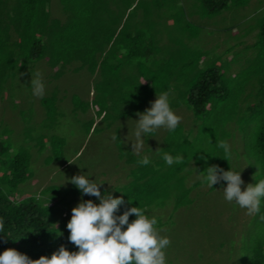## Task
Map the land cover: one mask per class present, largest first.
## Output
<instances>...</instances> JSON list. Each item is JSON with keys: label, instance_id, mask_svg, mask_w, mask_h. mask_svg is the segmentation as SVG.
<instances>
[{"label": "rangeland", "instance_id": "374dc122", "mask_svg": "<svg viewBox=\"0 0 264 264\" xmlns=\"http://www.w3.org/2000/svg\"><path fill=\"white\" fill-rule=\"evenodd\" d=\"M106 1L108 7L102 8L100 18L117 22L119 29L130 28L132 31L150 33L160 50L155 57L159 65L163 67L169 62L174 63L172 71L178 77V82L173 80L171 83L169 103L173 112L181 117V122L177 127L179 130L176 128L173 131L172 138L178 136L179 131L189 135L181 147L193 152L194 157L182 170L179 169L182 163L169 166L164 162L161 157L166 152L169 139L165 135L168 131L166 128L145 135L144 147L139 156L135 155L131 143L135 141L134 131L139 119L137 113L132 117L113 120L98 118L92 108L85 112L80 109L74 111L72 96L90 101L97 76L88 74L85 69L74 71L79 65L74 62L55 78L57 70L50 68L43 59L29 64L25 75L18 73L10 78L0 98V131H10L8 138L5 136L9 153L25 148L30 157L31 177L17 188L13 200L21 201L32 196L41 200L51 199L56 203H51L54 205L52 239L44 244L49 258L61 246L70 252L78 251L69 241L70 232L67 229L72 209L88 200L97 205L100 203L97 197L83 195L75 185L69 183L73 177L85 175L98 185L102 184V196L111 194L114 198L123 197L125 204L120 206L117 215H123L131 207L141 206L149 218L157 219L156 227L161 230L160 235L171 241L165 250L166 264H244L240 246L252 232L255 222L259 227L264 220L259 214L247 215L246 209H241L235 202L226 201L224 189L227 184L210 191L202 183L191 190L189 204L178 209L174 205L180 190L202 181L201 173L212 167L214 158H219L224 152L217 147L220 140L230 146V170L241 173L244 181L242 190L264 179L261 164L251 151L261 124L260 118L254 114L251 120L245 118L244 123L243 120L238 121L245 124V133L233 121L227 123L225 132L217 127L215 120L228 114L227 108H214L213 117L203 120L196 119L184 103L177 105V102H173L185 91L189 78L194 77L199 69L215 63L222 67L231 92H241L238 109L243 111L245 106H249L251 113L254 111L259 101L258 80L254 74L262 68L264 60L253 43L263 16L264 0H248L243 7L237 5V0H230L224 9L214 15L198 0ZM47 10L50 18L65 21L58 0H48ZM198 54L204 55V58L193 65ZM164 61L167 62L164 64ZM35 72L41 73L45 86L42 98L55 94L57 117L54 126L45 116L42 98L32 94L31 80ZM128 72L136 75L131 67ZM156 99L157 96H153L146 109ZM89 121L94 126L87 133ZM52 136L63 139L60 154L51 150ZM40 137L44 142L41 150L37 143ZM213 149H216L214 156ZM143 156L149 157V165L127 162ZM146 171L149 175L135 182ZM165 177H170L166 184ZM68 190L70 192L67 193ZM42 191L46 194L41 195ZM135 219L133 215L129 222Z\"/></svg>", "mask_w": 264, "mask_h": 264}, {"label": "trees", "instance_id": "16d2710c", "mask_svg": "<svg viewBox=\"0 0 264 264\" xmlns=\"http://www.w3.org/2000/svg\"><path fill=\"white\" fill-rule=\"evenodd\" d=\"M13 1L0 0V98L10 78L18 73L25 75L29 64L33 65L43 59L50 68L57 70L55 78L62 75L63 69L74 62L79 64L74 71L85 69L88 74L97 76L92 86L94 95L90 101H82L76 95L72 96L71 101L74 111L80 109L85 112L92 108L100 119L115 120L144 112L153 96L169 93L173 80L178 82V77L172 71L174 63L165 64L167 61H164L165 65L162 67L156 61L155 57L160 50L150 33L132 31L130 28L119 29L117 22L99 17L102 8L108 7L106 0H58L65 14L64 22L50 18L48 0H15L11 5ZM198 1L214 15L224 9L230 0ZM236 2L243 7L248 0ZM253 47L258 49L259 56L264 60V10ZM203 58L204 55L201 54L195 56L193 65ZM130 67L135 69L136 75L133 72L126 73ZM254 75L258 80L259 101L255 107L258 108H254L252 113L249 106H245L243 111L238 109L241 92H231L222 67L215 63L199 69L194 77L189 78L185 91L173 103H184L196 119L203 120L212 116L214 108H227L228 114L224 117L216 119L217 114L214 116L217 127L225 132L227 123L233 121L245 133V118L251 120L254 114L259 116L261 124L251 151L260 162L264 174V64ZM55 103V94L41 99L51 126L56 124ZM240 120L243 123H239ZM89 122L87 133L94 126L92 121ZM166 133V137L169 136L166 152L173 157L182 154L184 159L179 168L182 170L194 157L193 152L181 147L189 135L179 131L178 136L172 138L173 131L168 130ZM9 134L8 130L0 131V220L4 222V231L0 232V254L5 250L15 249L36 260L47 254L44 244L52 239V208L56 203L51 199L41 200L32 196L21 201L13 200L17 188L31 177V172L30 157L25 148L9 153L6 141ZM50 140L51 150L60 154L63 139L52 136ZM37 143L41 150L44 146L43 137ZM215 153L216 149H213L212 155ZM224 158L225 154L222 152L219 158H214L212 166L230 171L229 159L227 161ZM137 161L135 158L127 160L128 163ZM148 175V171L143 172L135 182H140ZM171 175L174 176V173ZM169 179L170 177H165L164 184ZM200 184L202 181L194 183L191 188H182L174 207L178 209L189 204L191 201L188 195ZM226 184L227 182L221 181L209 190L213 191ZM44 191L41 195L46 194ZM50 192L53 193L52 190ZM258 214L264 216V198H261L257 216ZM240 249L244 264H264V224L258 227L255 222L252 232L243 240Z\"/></svg>", "mask_w": 264, "mask_h": 264}, {"label": "clouds", "instance_id": "9594fccd", "mask_svg": "<svg viewBox=\"0 0 264 264\" xmlns=\"http://www.w3.org/2000/svg\"><path fill=\"white\" fill-rule=\"evenodd\" d=\"M31 88L33 96H44L45 86L40 72L32 74ZM137 115L139 119L134 131L135 141L131 143V147L132 152L138 156L144 147L145 135L160 128L175 131L181 122V117L170 107L168 92L157 95L151 107ZM217 147L224 150V159L228 161L231 157L229 144L220 140L217 141ZM159 151L160 149L157 150L158 153ZM161 158L169 166L173 163H183L184 159L179 155L173 157L168 152H164ZM150 162L148 156H143L137 164L147 166ZM205 173L206 175H203ZM201 174L202 183L209 188L221 181L227 182L224 189L225 200L235 202L241 209H246L247 215L259 212L261 198H264V179L255 185L249 184L246 190H242L244 181L241 173L212 166ZM69 183L75 185L83 195L97 197L100 201L97 205L88 200L72 209L67 229L70 232L69 241L78 251L70 252L65 246H61L50 258L42 256L33 260L15 249H8L0 254V264H166L165 250L171 241L160 235L161 230L156 227L158 222L155 217L149 218L141 206L131 207L125 210L123 215H117L120 206L125 204L123 197L114 198L111 194L102 196V184L98 185L85 175H77ZM131 202L130 199L129 203ZM133 215L136 219L129 222ZM261 219L264 220V216H261ZM3 231L4 222L0 220V232Z\"/></svg>", "mask_w": 264, "mask_h": 264}]
</instances>
